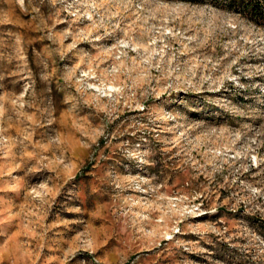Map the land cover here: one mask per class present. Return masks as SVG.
Here are the masks:
<instances>
[{
  "label": "rangeland",
  "instance_id": "rangeland-1",
  "mask_svg": "<svg viewBox=\"0 0 264 264\" xmlns=\"http://www.w3.org/2000/svg\"><path fill=\"white\" fill-rule=\"evenodd\" d=\"M0 264H264V26L0 0Z\"/></svg>",
  "mask_w": 264,
  "mask_h": 264
},
{
  "label": "trees",
  "instance_id": "trees-1",
  "mask_svg": "<svg viewBox=\"0 0 264 264\" xmlns=\"http://www.w3.org/2000/svg\"><path fill=\"white\" fill-rule=\"evenodd\" d=\"M185 1L200 3L205 0ZM209 2L215 5H226L264 26V0H209Z\"/></svg>",
  "mask_w": 264,
  "mask_h": 264
}]
</instances>
